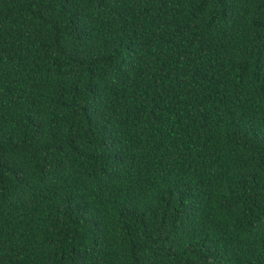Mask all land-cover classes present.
<instances>
[{"label": "trees", "instance_id": "1", "mask_svg": "<svg viewBox=\"0 0 264 264\" xmlns=\"http://www.w3.org/2000/svg\"><path fill=\"white\" fill-rule=\"evenodd\" d=\"M0 264H264V0H0Z\"/></svg>", "mask_w": 264, "mask_h": 264}]
</instances>
